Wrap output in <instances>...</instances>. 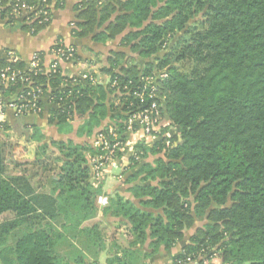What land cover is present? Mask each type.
<instances>
[{
	"label": "trees",
	"instance_id": "trees-1",
	"mask_svg": "<svg viewBox=\"0 0 264 264\" xmlns=\"http://www.w3.org/2000/svg\"><path fill=\"white\" fill-rule=\"evenodd\" d=\"M63 6L64 0H0V20L8 26L20 20L35 36ZM73 9L74 37L104 44L123 35L126 50L105 55L83 46L85 57L75 54L70 64L76 73L59 63L49 74L40 63L29 70L20 59L0 60V69L24 72L31 82L2 89L3 102L27 85L47 86L56 106L49 124L68 132L71 122L84 120L78 132L90 137L113 116L123 143L125 124L116 118L136 111L143 78L166 74L157 81L160 139L149 147L139 140L130 157L125 182L133 183L135 203L114 195L102 211L130 236L127 247L112 245L106 264H264V0H76ZM116 91L124 94L125 116L115 106ZM50 145L61 162L50 170L42 160L48 145H39L32 160L25 147L12 154L15 167L52 172L40 211L20 187L25 179L15 180L18 189L8 178L0 144V264H65L70 255L62 244L81 236L104 247L105 223L95 219L104 181L95 179L92 161L101 148L70 140Z\"/></svg>",
	"mask_w": 264,
	"mask_h": 264
},
{
	"label": "crops",
	"instance_id": "crops-1",
	"mask_svg": "<svg viewBox=\"0 0 264 264\" xmlns=\"http://www.w3.org/2000/svg\"><path fill=\"white\" fill-rule=\"evenodd\" d=\"M75 2L76 0H64L63 8L53 11L49 25L35 36L23 31L22 21L20 20L14 26H8L5 21L0 20V60L10 62L20 59L22 62L26 63L28 68L32 64L34 58L40 59L39 63L43 68H47L51 62L57 61L63 69L76 73L70 65L63 64L54 55L53 51L57 45L74 49L76 54L80 57H85L81 51V47L83 46L105 55L111 51L124 52L125 48L120 45L123 35L117 37L115 40L107 41L104 44L95 43L91 37L78 39L72 35V24L76 17V12L73 9ZM106 82H108V80ZM51 92L50 89H46L40 100L41 108L39 113L16 115L11 109H0V144L7 163V176L14 180L16 187L18 185L15 183V180L17 181L20 177L25 179V181L22 180L20 182V187L24 190L23 193L26 198L29 199L33 205L41 209L40 211H42V208L46 205L45 197L50 196V177L52 176V172L49 170L61 165L58 159L60 156L50 143L70 140L75 144H89L92 148H96V143L100 134L105 136L109 131L117 129L114 126V120H111L113 116H108V118L102 122L101 126L93 131L90 137L79 134L78 132L80 126L84 124V120H75L70 123L71 129L68 132H60L55 125L48 123L49 112L56 108L51 101ZM2 101L3 99L0 94V102ZM4 102H6V100ZM36 131L40 136L38 140L34 138L37 133ZM139 140L141 141L140 133L127 134L126 140L120 143V148H117L118 151L116 150V156L110 159L112 160L111 164H107V166L105 168L103 167L101 170L100 176L104 181V194L98 198V214L95 219L103 220L105 225L111 226L117 222L110 217L104 218L102 213L103 209L108 206L109 197L119 195L127 200L133 201L128 190L133 183L127 184L125 179L128 175L132 174V171L129 169L130 157H132L133 147ZM149 143L153 144L154 142L149 141ZM33 144H38L36 148L39 145H48L49 148L46 156H43L42 160L47 162L49 159L51 160V158H53V163L55 165L49 163V170L44 171L38 167L33 171L29 166L15 167V165L11 163V161H13L12 154L14 147H25L27 152H29L28 149L32 148L29 146ZM25 158L26 160H32L34 155L32 157L26 155ZM113 160L116 162H113ZM133 202L135 203V201ZM53 217L54 221L51 222H53L56 227H59L62 224L61 219L56 213L53 214ZM78 241L79 239L71 240V248L67 247L65 252L72 254L73 251H75V257H84L85 261L86 257L83 250L79 248L77 244ZM118 245L120 244L118 243ZM70 257L69 264H77L72 259L74 256L70 255ZM107 258L105 257L103 260L105 263ZM65 263L68 264L66 261ZM153 264L158 263L154 261Z\"/></svg>",
	"mask_w": 264,
	"mask_h": 264
},
{
	"label": "built area",
	"instance_id": "built-area-1",
	"mask_svg": "<svg viewBox=\"0 0 264 264\" xmlns=\"http://www.w3.org/2000/svg\"><path fill=\"white\" fill-rule=\"evenodd\" d=\"M21 11H30L33 12L31 8L22 7ZM37 13V12H36ZM48 18H45L47 21ZM57 45L56 47H58ZM67 50V55H65L60 49H54V55L66 65H70L72 58L76 54V51L72 48H65ZM57 61H53L50 65L45 68L47 73H55L57 69ZM39 60L34 58L32 64L29 67V70H35L38 68ZM166 74L162 73L156 78L145 77L143 78V87L142 90L135 91L134 96L139 99V105L136 111L128 114L125 130L126 135L131 133H140V138L143 140V143H149L153 141L154 143L160 139L161 134V105L162 98L158 94V79H165ZM22 84H31L27 77L24 76V72L21 71H9L8 68L0 69V92L2 89L7 88L10 85H14L17 82ZM47 86H28L25 88L27 91H20L16 94L15 98L7 102H0V109H11L15 112L16 115L30 114V113H39L41 98L44 95V91L47 89ZM126 88V87H125ZM45 89V90H43ZM150 100L149 103H145ZM115 131H109L105 136L100 135L96 146L101 148L103 155L97 159H93L95 166L94 177L98 179L101 174V170L105 164H109L110 159L115 156V152L119 146L117 141V136L114 134ZM166 136H169L168 134ZM165 136V137H166ZM169 145V141L166 142ZM111 164V163H110Z\"/></svg>",
	"mask_w": 264,
	"mask_h": 264
},
{
	"label": "rangeland",
	"instance_id": "rangeland-1",
	"mask_svg": "<svg viewBox=\"0 0 264 264\" xmlns=\"http://www.w3.org/2000/svg\"><path fill=\"white\" fill-rule=\"evenodd\" d=\"M177 38H178V36H176L174 38H171L168 41V43H167L168 49L173 45V43L177 40ZM115 93H116L115 95L117 96V100L115 101V106H117V108H118L117 109L118 110V114H122V116L123 115L125 116L127 114V112H125V113L122 112V109H124L125 107H124V105L119 104L121 99H122V97L124 96V94L119 92V91H116ZM118 114H116V116ZM125 118H126V116H125ZM126 120L124 121V118L122 120H120L119 118H116V122L121 123V124H123V123L125 124ZM117 141L119 142V146L118 147L120 148V146H121L120 137L119 138L117 137ZM37 145L33 144V145L29 146V147H32V148L28 149L29 152H27V149H26L28 157H32L33 155H35V153L37 151V148H36ZM150 145H151V143H145V146H147V147H149ZM152 159L153 158H150V159H147V160L149 162L150 161L152 162ZM111 161H109V164L111 163ZM113 162H116V161L113 160ZM46 163H48V164L50 163L51 165H53L54 164L53 163V158H51V160L49 159ZM106 166H107V164H105V166H103V167L105 168ZM98 179H102L101 176ZM7 216H9V215L5 214L4 217H7ZM201 223L202 222H199V221L197 222L198 225H201ZM101 232H103L102 241H103V246H104L102 249H98V248H96L94 246H91L90 244L86 243L85 239L82 236L79 238V241L77 242L79 248H81L83 250V252H84V255L86 257L85 258V263L86 264H88V263L89 264H91V263L106 264L105 261H103V260H104L105 257L107 258V257L113 255V252H114L113 248L114 247H112V245L114 246V244L118 245V243H119L120 247H123V248L127 247V244H128L129 239H130V236H129L127 228L123 225L122 222H116V223H114L111 226L104 225V228H103V230H101ZM67 245L68 244H62L63 247L61 246V250L62 249L66 250L67 247L71 248L70 246H67ZM69 255H71V254L69 253ZM72 255L75 257V255H76L75 251H73ZM65 261L69 264L70 260L66 259Z\"/></svg>",
	"mask_w": 264,
	"mask_h": 264
}]
</instances>
